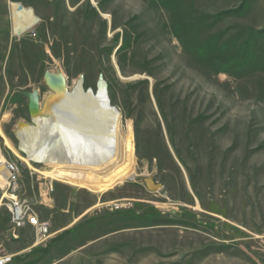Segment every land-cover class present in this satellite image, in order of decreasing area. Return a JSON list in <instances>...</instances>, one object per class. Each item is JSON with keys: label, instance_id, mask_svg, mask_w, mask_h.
Returning a JSON list of instances; mask_svg holds the SVG:
<instances>
[{"label": "rangeland", "instance_id": "rangeland-1", "mask_svg": "<svg viewBox=\"0 0 264 264\" xmlns=\"http://www.w3.org/2000/svg\"><path fill=\"white\" fill-rule=\"evenodd\" d=\"M28 9L37 22L26 30ZM46 71L69 91L82 76L93 95L102 74L128 141L110 181L67 177L66 156L49 164L41 144L32 155L17 136L32 126L23 93L37 91L40 106L50 93ZM6 162L48 225L43 244L12 228ZM4 254L12 264H264V0H0Z\"/></svg>", "mask_w": 264, "mask_h": 264}, {"label": "bare ground", "instance_id": "bare-ground-1", "mask_svg": "<svg viewBox=\"0 0 264 264\" xmlns=\"http://www.w3.org/2000/svg\"><path fill=\"white\" fill-rule=\"evenodd\" d=\"M28 12L26 30L37 20L30 9ZM101 99L102 91L97 96L87 92L82 99L74 96L70 103L61 104L58 108L62 114L59 109L46 113L40 110L30 116L32 126L20 125L17 136L26 134L32 155L34 142L41 144V156L48 153L49 164L66 156L64 164L69 170L65 176L86 183H106L127 165L128 141L120 130L118 112L113 113L111 107L107 108V100ZM20 138L19 151L25 154L20 149ZM3 170L7 174L5 165Z\"/></svg>", "mask_w": 264, "mask_h": 264}, {"label": "water", "instance_id": "water-1", "mask_svg": "<svg viewBox=\"0 0 264 264\" xmlns=\"http://www.w3.org/2000/svg\"><path fill=\"white\" fill-rule=\"evenodd\" d=\"M36 22L37 20L35 21V24ZM43 82L46 88L50 91V93L44 99L41 109L39 108L40 96L37 91L23 93V96L28 99V110L31 118H32V114L40 110L43 113H46L48 111L50 112L52 110L55 111L56 109L58 110L61 104L63 105V103H70L74 96L82 99V97L85 96L87 92H91L92 94L91 89H87L86 91L84 90L82 76L76 81L74 88L70 91L68 90L66 77L62 73H51L46 71L43 74ZM100 91H102L101 101L103 100L104 102V100H107L106 101L107 108H110L108 96H107V86L105 81L103 80L102 74H100L98 77L95 96H97ZM59 111L60 114H62V110L59 109ZM112 112L116 113L117 110L114 107H112ZM145 186L148 191L149 190L157 191L162 188L160 184L154 182L151 179L145 180Z\"/></svg>", "mask_w": 264, "mask_h": 264}, {"label": "built area", "instance_id": "built-area-1", "mask_svg": "<svg viewBox=\"0 0 264 264\" xmlns=\"http://www.w3.org/2000/svg\"><path fill=\"white\" fill-rule=\"evenodd\" d=\"M5 178L2 190L5 207L9 214V220L14 230L23 229L28 226L35 232L37 245L47 241L49 228L46 223L39 221L37 215L32 210V204L26 198L18 195V175L19 167L15 163H5ZM13 256L4 254L0 256V264H12Z\"/></svg>", "mask_w": 264, "mask_h": 264}, {"label": "crops", "instance_id": "crops-1", "mask_svg": "<svg viewBox=\"0 0 264 264\" xmlns=\"http://www.w3.org/2000/svg\"><path fill=\"white\" fill-rule=\"evenodd\" d=\"M28 227V226H27ZM31 228V227H30Z\"/></svg>", "mask_w": 264, "mask_h": 264}]
</instances>
